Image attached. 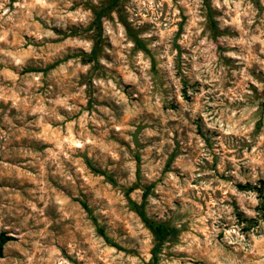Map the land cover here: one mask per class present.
<instances>
[{"label":"clouds","instance_id":"9594fccd","mask_svg":"<svg viewBox=\"0 0 264 264\" xmlns=\"http://www.w3.org/2000/svg\"><path fill=\"white\" fill-rule=\"evenodd\" d=\"M0 264H264V0H0Z\"/></svg>","mask_w":264,"mask_h":264}]
</instances>
